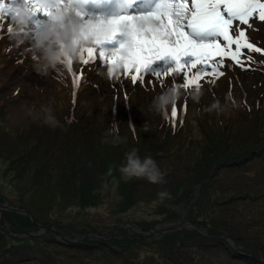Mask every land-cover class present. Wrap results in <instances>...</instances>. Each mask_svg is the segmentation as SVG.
Returning <instances> with one entry per match:
<instances>
[{
    "label": "trees",
    "instance_id": "1",
    "mask_svg": "<svg viewBox=\"0 0 264 264\" xmlns=\"http://www.w3.org/2000/svg\"><path fill=\"white\" fill-rule=\"evenodd\" d=\"M209 118L210 114L204 113L199 118H196V122L199 125L200 121V128H202L206 126ZM78 122L77 126L74 122L69 124L68 129L65 127L66 122L62 120L59 121L58 126L55 128L47 125L45 128L33 127L31 125L27 129L24 138H33L36 142L30 148L20 153L34 158L32 164H26L28 167L32 165L38 168L43 166V172L34 174L38 180H31L17 171V164L21 158L18 156V159L10 158L11 161L6 171H4V173L9 172L10 185L5 186V184L0 183V188L7 189L11 196L15 194L18 199H21L27 193H29L28 198L30 194L43 196L49 190L50 193H53V200H57L55 196L61 197L62 203L58 211L59 214L67 206V200L62 197V193L68 192L70 194L68 201L70 204H74L77 201L92 198L91 194L98 188L96 200H92V204L96 205L98 202L100 203L102 196L98 195H101L103 188L97 185L102 184L104 178L108 179L109 185L116 182L115 193L120 196L119 199H122L128 192L133 193L136 191L133 201L137 203L141 201L146 202L150 200L155 184L149 183L145 179L133 178L132 180L125 181L120 178L116 167L121 165L119 162L124 157L126 151L122 158L116 162L115 167H113L111 156L108 154L114 153L117 145L101 143L105 132L109 130L111 123L116 122L117 127L114 130V135L124 137L122 134L126 132L133 147L138 149L139 155L141 157L150 155L161 168L163 165L162 155L165 153L168 159H170L173 151H176L180 147L182 138L186 135V130H188V133L191 131V128L187 127V122L186 128H183V123L177 130H174V123L169 113L168 116H164L163 113L148 115L140 120L134 108L123 110L122 115L117 114L116 110L111 109L109 113L99 118L86 117L83 113H80ZM145 123L149 126L148 131L144 129L143 125ZM9 126L8 119L7 123L4 119H0V135L2 138H5L7 132L10 133ZM19 139L21 138L18 137L16 140ZM65 150L69 151L72 155L68 156ZM99 150H102L105 154L102 164L98 163L96 156L93 155V153ZM80 153L85 155L77 156ZM85 159L89 160L84 161ZM58 162H71L77 168L73 169L72 164L63 168ZM102 165L105 167L104 174L101 170ZM69 168L74 173L73 177L71 176L72 172L68 173ZM53 169H62L63 172L56 176ZM75 173L80 174L79 179H76ZM46 175L48 176L46 177ZM218 191L224 201L215 202L233 205V202L226 196V191L223 188L219 187ZM260 192H264V186L260 188ZM127 199L126 196L124 200ZM0 201H6L30 210L35 215L33 217L37 223L46 226L51 225L56 232L64 237V239H58L56 233L53 231H45L38 235L29 234L37 231L36 228L38 226L36 224L31 222L24 214L4 210L2 217L4 222H7L8 226L14 231L26 232L27 234L25 236H13L8 234L7 230L0 232V264H56L64 257L65 250H69V253H74L72 251L106 250L107 247L122 250L120 259L123 261L124 258L128 257V254L136 257L139 250H141L140 246L143 243L146 244V240H142V234L135 232L133 228L128 230V235L126 236L121 234L120 237H112V240L122 238L119 248L112 242L102 241L101 238L92 236H88L80 242H69L68 239L77 236V231L81 235L89 230L102 232V229L100 226L88 222L85 223L86 228L81 230H77L74 223H70L69 227L66 228L62 224L60 215L47 220L46 216L40 217L37 214V209L33 210L29 199L26 200L25 198L23 203H21L20 200L16 201L3 197L1 191ZM58 202L60 204V200ZM32 204L34 205V203ZM51 212L52 210L49 211V216L53 213ZM232 216L235 218L244 217V219L231 227L214 226L208 228V232L214 235L211 238L187 229H181V231L167 235H185L192 244L199 246L197 264H215L208 255L209 240L215 245L216 256L221 264H264L261 261H264V213L248 216L247 214L234 212ZM223 232L228 233L234 239L242 253H238L226 239L217 237V235ZM35 247L36 249H34ZM162 255L163 260H166L167 253L163 252ZM101 257L99 254H94L89 259L81 260V262L68 263L67 260L63 262L67 264H86V262L88 264H96L100 262Z\"/></svg>",
    "mask_w": 264,
    "mask_h": 264
},
{
    "label": "rangeland",
    "instance_id": "2",
    "mask_svg": "<svg viewBox=\"0 0 264 264\" xmlns=\"http://www.w3.org/2000/svg\"><path fill=\"white\" fill-rule=\"evenodd\" d=\"M5 42V43H4ZM24 45L15 44L10 34L7 33V27L2 26L0 28V119H3L6 115H8V121L10 124V133H6L5 138H2L0 135V183L5 184V186L10 185L9 180V172L4 173L6 168L9 165L11 159L18 157L21 160L18 161L17 171L19 174L24 175L25 177L31 180H38V178L34 175L42 173V167H28L26 164L33 163L34 158L25 154H21V151L27 150L30 148L36 140L33 138H24L25 133L27 131L26 126L23 128L20 123H29V117H33L34 121H38L37 113H46L44 112L45 108H50L51 113H66L70 108L71 111L75 109L77 114L82 113L83 111L90 113V117L99 118L103 117L104 114L109 113L110 108L112 107V96L116 99L113 103L116 107V112L120 113L121 104L123 103V95L118 92L119 84H123L124 82L128 83L129 79L117 80L116 76L113 75L111 79L107 82L105 78L100 75L107 72V68L102 64L90 72L89 78L92 79L95 84L91 85L88 83V80L85 82H79L78 78L71 79L72 86L75 88L77 85L79 88L75 91V93H71L70 89L66 87L60 86L54 79L49 76H41L37 74L33 70V60L30 58L31 53L26 55L23 63L17 62L20 57L24 54L19 53V49ZM26 50V47H23ZM96 65L99 64V60L95 61ZM172 77L163 78V88L167 85L174 84ZM74 80L77 83L74 85ZM182 78L179 80V83L182 84ZM132 82V81H131ZM62 83V82H61ZM64 86H66L64 84ZM128 87V91H130L129 101H132L129 104L137 113V117L141 120L144 119L148 115H156L157 113L151 111L150 109V101L152 96L160 91L162 88L156 80H153L150 85L144 89L143 87L134 85ZM18 89V92L15 93L14 90ZM122 90V89H121ZM226 90V86L223 82L217 87L212 89H206L204 95L201 98L200 104L201 106L210 105L214 100H218L224 91ZM123 91V90H122ZM115 93L116 97H115ZM134 93V94H133ZM131 94H133L131 96ZM39 97L34 100V97ZM187 110L185 112V121L184 127L186 128V122H191L194 125V116H196V112L198 110V104H194L187 95H185L182 101H187ZM73 101L75 104L72 105ZM238 103L241 100L237 101ZM31 103H35V108L31 107ZM248 109V108H247ZM234 110H239L238 106L234 107ZM188 124V123H187ZM26 128V129H25ZM20 129H23L22 132H18ZM18 132V133H17ZM40 132V131H39ZM124 138H126V142L118 144L115 148L114 153H109L111 156L113 167H115L116 162L122 158L125 151L129 150L133 147L132 142L127 135L126 132L122 134ZM202 136H206L205 133H201ZM211 136V130L207 132V138L201 139L196 148L195 154L201 158L205 154L206 146H209ZM19 140H16V139ZM16 140V141H14ZM184 143V141L182 142ZM182 151H184V144H182ZM68 156L72 154L65 150ZM85 154H78L77 156H84ZM96 156V161L98 163H103L104 153L102 150H99L96 153H93ZM9 157V158H8ZM6 158V160H4ZM11 158V159H10ZM164 167L165 162H170L166 154L164 153L161 157ZM89 159H85L84 161H88ZM124 161V157L120 160V164ZM175 163V161H173ZM177 162V161H176ZM63 168L66 166H70L71 162H58ZM179 163V160H178ZM80 165V164H79ZM78 165V166H79ZM170 166H173V163H169ZM181 166V164H180ZM72 168L76 169L77 166L72 164ZM118 167H116L117 172L121 177V174L118 171ZM103 174L105 167L102 165L101 168ZM54 175H60L63 170H55ZM72 172V177L74 176L73 171L69 168L68 173ZM190 170H187L184 173H189ZM50 175V174H48ZM46 175V177L48 176ZM76 179H79L80 174L75 173ZM124 180V179H122ZM129 181V180H125ZM174 176H172V180L167 186L162 184V189L168 191V187L173 183ZM102 187V200L100 203L98 202L96 205L92 204V200H96V194H98V188L95 189V192L92 193V198L87 200L77 201L74 204H70L68 198L70 194L68 192L62 193V197L67 200V206L64 210H62L61 214H59L60 205L62 203L61 197H56L57 200H53V193H50L47 190L43 196L40 195H31L29 193L22 196L21 199H18L15 194L11 196L10 192L7 189H1L3 197H8L9 199L20 200L23 203V200L29 199L31 202V206L33 210L41 217L46 216L47 220L49 218H54L60 215L62 220V224L67 228L70 223H74L77 230H81L86 228L85 223L88 222L90 224H95L96 226H100L102 232L96 233L97 238H101L102 241H109L115 244L119 248L120 240H112L113 236L120 237L121 234L124 236L128 235L129 229H134L135 232H139L142 234V240H146V244H142L140 246L141 250H145L147 243L150 242L148 238V234H152V239H154V235L152 233V226L155 221L162 218L163 215L158 214V208H161L162 203L153 205V201H141L134 202V198L136 196V191L133 193H126L124 196H127V200H124V196L122 199H119L120 196L115 193L116 182L109 185V181L107 178H104L102 184L97 185ZM63 189V188H62ZM104 196H106L104 198ZM60 200V204L58 202ZM73 200V198H72ZM75 200V199H74ZM2 202V201H0ZM6 202V201H5ZM122 202V203H120ZM34 203V205L32 204ZM12 204V203H11ZM14 205V204H13ZM15 206V205H14ZM52 210V214L49 216V211ZM2 210V214H3ZM165 211V210H164ZM35 216V215H33ZM174 220V219H169ZM2 222L5 225H8L7 222ZM1 222V223H2ZM19 224V223H18ZM20 225V224H19ZM38 230V227L36 228ZM47 230V228H46ZM50 231V228L48 229ZM95 231V230H89ZM33 235H38L36 232H32ZM137 235V234H136ZM88 236L80 237L79 231H77V236L71 238L70 240L80 242ZM94 237V236H92ZM229 241H233L232 238H229ZM36 249V247L34 248ZM139 250L136 257L128 254L127 258H124L121 261L120 257L122 256V250H116L111 247H107L106 250H89L88 252H82V250L72 251L74 253H69V250H65L64 257L59 260L56 264H67L64 263V260H67L68 263L81 262V260L89 259L90 256L94 254H99L101 257L100 262L96 264H144L145 257L142 258V252ZM104 257V258H103ZM134 258V259H133ZM142 258V261H140ZM50 264V263H48ZM88 264V262H86Z\"/></svg>",
    "mask_w": 264,
    "mask_h": 264
},
{
    "label": "snow or ice",
    "instance_id": "3",
    "mask_svg": "<svg viewBox=\"0 0 264 264\" xmlns=\"http://www.w3.org/2000/svg\"><path fill=\"white\" fill-rule=\"evenodd\" d=\"M130 2L131 0H125L123 6H128ZM21 4L28 10L29 17L36 12L51 17L61 7L74 8L80 17L84 15L80 8L73 7V0H23ZM15 6L14 0H0V22L6 21L9 14L14 16ZM145 18L152 23L142 24L141 21ZM254 20L264 22V0H156L147 12H120L107 18L97 16L82 20L91 39L80 49L81 72L83 66L91 64L96 69L102 64L108 69L110 78L115 75L117 80H122L130 75L131 81L136 84L145 80L146 68L167 57L175 61L174 66L164 72L152 74L161 88L163 78L172 77V73L177 74L171 78L174 84L186 90L193 85L199 87V80L206 75L214 77L207 82L215 83L216 79L224 75L219 70L221 67L231 70L235 64L244 70V64L252 60L251 56L247 57V61L239 58L243 55L242 48H247L249 52L262 51L247 42L245 29L242 27L246 25L252 28ZM2 26L0 24V28ZM7 33H11L9 23ZM117 34L123 37L117 41L118 46L105 48L103 45L112 42ZM233 44L236 45L234 52L231 49ZM214 57L221 59L215 60ZM224 57L234 63L226 65ZM97 60L98 65L94 64ZM72 63L68 60L70 71ZM114 65L119 66L117 71H113ZM181 78L182 84L179 83ZM76 83L74 80V85ZM184 107L186 108V101ZM163 115L168 116V112L165 111ZM171 116L175 123L176 104L172 107ZM180 119L182 123V115Z\"/></svg>",
    "mask_w": 264,
    "mask_h": 264
},
{
    "label": "clouds",
    "instance_id": "4",
    "mask_svg": "<svg viewBox=\"0 0 264 264\" xmlns=\"http://www.w3.org/2000/svg\"><path fill=\"white\" fill-rule=\"evenodd\" d=\"M28 22V10L22 4L16 5L15 14L9 20V24L11 25L10 36L15 44L21 45L27 38ZM141 23L150 25L152 21L145 18ZM90 39L91 35L88 29L82 25L78 11L70 7H61L55 10L48 21L35 32L33 47L36 51L31 54L33 70L37 74L46 77L52 72L59 71L60 66L67 64L68 60L78 62L80 59V49ZM118 67V65H114L113 71H117ZM185 95L194 104H199L204 91L202 86H193L186 90L178 84H170L152 96L150 109L158 114L163 113L173 105L182 102ZM229 100H231V97H227L224 103L214 100L210 105L204 106L203 111L206 113L215 112L218 115L224 114L229 110ZM44 112L46 113L44 123L52 128L57 127L59 122L51 113V109L45 108ZM197 112H199V109ZM143 126L145 131L149 130V126L146 123ZM116 127V122L111 123L101 143L118 145L126 142V138L114 135ZM118 171L124 180H132L133 178L145 179L152 184L164 182V173L161 171L156 160L150 155L141 157L138 149L134 147L125 152L124 161L119 166ZM156 197L157 199L152 202L153 205L172 199L171 193L167 190L158 191Z\"/></svg>",
    "mask_w": 264,
    "mask_h": 264
},
{
    "label": "water",
    "instance_id": "5",
    "mask_svg": "<svg viewBox=\"0 0 264 264\" xmlns=\"http://www.w3.org/2000/svg\"><path fill=\"white\" fill-rule=\"evenodd\" d=\"M15 210V211H20V212H24L25 214H27V216L29 217V218H31L30 217V214H29V212L27 211V210H23V209H20V208H16V207H14V206H12V205H10V204H7V203H1L0 202V228H1V226H2V210ZM47 229H49V227H47Z\"/></svg>",
    "mask_w": 264,
    "mask_h": 264
}]
</instances>
